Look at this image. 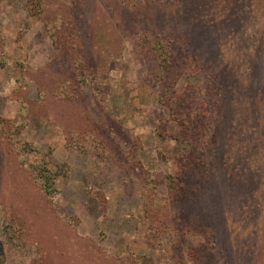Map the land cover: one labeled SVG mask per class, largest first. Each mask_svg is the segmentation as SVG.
Listing matches in <instances>:
<instances>
[{
  "label": "rangeland",
  "instance_id": "rangeland-1",
  "mask_svg": "<svg viewBox=\"0 0 264 264\" xmlns=\"http://www.w3.org/2000/svg\"><path fill=\"white\" fill-rule=\"evenodd\" d=\"M0 264H264V0H0Z\"/></svg>",
  "mask_w": 264,
  "mask_h": 264
},
{
  "label": "trees",
  "instance_id": "trees-1",
  "mask_svg": "<svg viewBox=\"0 0 264 264\" xmlns=\"http://www.w3.org/2000/svg\"><path fill=\"white\" fill-rule=\"evenodd\" d=\"M40 184L43 190H46L50 186V184L47 183V179L40 181Z\"/></svg>",
  "mask_w": 264,
  "mask_h": 264
}]
</instances>
